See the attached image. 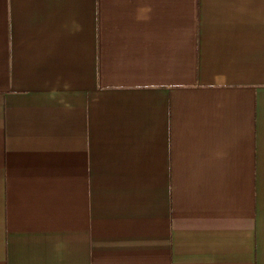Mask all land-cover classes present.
<instances>
[{
	"label": "crops",
	"instance_id": "crops-1",
	"mask_svg": "<svg viewBox=\"0 0 264 264\" xmlns=\"http://www.w3.org/2000/svg\"><path fill=\"white\" fill-rule=\"evenodd\" d=\"M0 264H264V0H0Z\"/></svg>",
	"mask_w": 264,
	"mask_h": 264
}]
</instances>
